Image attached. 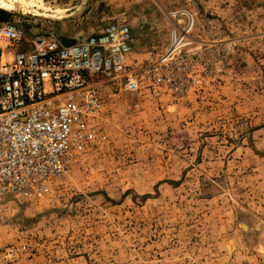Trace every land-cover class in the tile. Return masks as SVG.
Listing matches in <instances>:
<instances>
[{"label":"rangeland","instance_id":"obj_1","mask_svg":"<svg viewBox=\"0 0 264 264\" xmlns=\"http://www.w3.org/2000/svg\"><path fill=\"white\" fill-rule=\"evenodd\" d=\"M164 1L0 0L28 34L71 41L127 17L159 60L182 12L201 14L188 93L92 77L96 136L48 192L6 205L0 245L17 246L16 264H264V0Z\"/></svg>","mask_w":264,"mask_h":264},{"label":"built area","instance_id":"obj_2","mask_svg":"<svg viewBox=\"0 0 264 264\" xmlns=\"http://www.w3.org/2000/svg\"><path fill=\"white\" fill-rule=\"evenodd\" d=\"M165 57L132 60L133 35L125 22L65 42L55 32L34 33L14 21L0 22V224L11 198L44 194L71 172L74 156L97 134L104 110L97 81H115L138 94L149 88L188 93L198 81L201 49H185L195 9L182 12ZM207 23H212L207 20ZM231 45L223 47L229 54ZM95 75L102 78L91 80ZM123 81V82H122ZM15 244L0 245V263L16 264Z\"/></svg>","mask_w":264,"mask_h":264},{"label":"crops","instance_id":"obj_3","mask_svg":"<svg viewBox=\"0 0 264 264\" xmlns=\"http://www.w3.org/2000/svg\"><path fill=\"white\" fill-rule=\"evenodd\" d=\"M160 2H161V4L163 5V6H167L171 1H164V0H160ZM172 3L173 2H171V5H172ZM6 21H10V20H6L5 18H0V22H6ZM125 22V23H128L129 24V19H127V17H119L117 20H114V21H106L105 23H103V25H100L99 27H98V29L97 30H95L94 32H97V31H99L105 24H107V23H109V22ZM130 25V24H129ZM131 26V25H130ZM131 29H132V27H131ZM135 30V29H134ZM146 31H148V29H146ZM145 31V32H146ZM93 32V33H94ZM34 34V33H33ZM144 34H148V33H144ZM153 34V33H152ZM90 35V34H89ZM132 35H133V51H132V53L130 54V58L131 59H133V57H136V58H138V59H140V58H146V57H148V55H150L151 53H155L156 55H157V53L156 52H154V50L153 51H148V50H146L145 48H143V46H142V41L140 40L139 41V39H135V31L133 32V30H132ZM29 36H30V34H29ZM59 36V35H58ZM88 36V35H87ZM87 36H85V37H87ZM60 37V36H59ZM85 37H82V38H80L79 40H81V39H83V38H85ZM63 41H65V42H75V41H71V40H68V39H63L62 37H60ZM142 40H143V38H142ZM147 40L149 41V38H147ZM152 40L150 39V42H151ZM140 42V43H139Z\"/></svg>","mask_w":264,"mask_h":264},{"label":"trees","instance_id":"obj_4","mask_svg":"<svg viewBox=\"0 0 264 264\" xmlns=\"http://www.w3.org/2000/svg\"><path fill=\"white\" fill-rule=\"evenodd\" d=\"M2 13H3V12H2ZM4 14H5V13L0 14V18H4Z\"/></svg>","mask_w":264,"mask_h":264}]
</instances>
